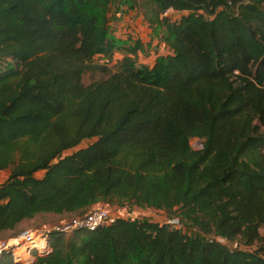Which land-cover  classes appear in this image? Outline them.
Returning <instances> with one entry per match:
<instances>
[{
  "label": "trees",
  "instance_id": "16d2710c",
  "mask_svg": "<svg viewBox=\"0 0 264 264\" xmlns=\"http://www.w3.org/2000/svg\"><path fill=\"white\" fill-rule=\"evenodd\" d=\"M112 3L0 0V241L40 213L69 220L102 201L202 235L118 215L53 229L50 251L0 264H264V0H139L172 53L85 85L116 46Z\"/></svg>",
  "mask_w": 264,
  "mask_h": 264
},
{
  "label": "rangeland",
  "instance_id": "374dc122",
  "mask_svg": "<svg viewBox=\"0 0 264 264\" xmlns=\"http://www.w3.org/2000/svg\"><path fill=\"white\" fill-rule=\"evenodd\" d=\"M127 1L128 0H113L110 11L111 31L109 38L114 40L116 46L110 55H97L89 63V67L82 77V81L85 85L105 79L111 73L120 70L122 64L127 58L135 61L137 64H147L152 66L159 55L172 53L171 48L163 40V36L165 34L164 28L154 29L153 26H150L145 17V19L139 18L138 14L136 15L138 18L132 19L131 15L127 14L128 12L126 11L127 6H129V2ZM136 2V6L140 10L138 4L139 1L136 0ZM123 11L126 12V14L123 13ZM117 14H119V16L121 15L122 18H119ZM171 17L173 19H177L180 15L179 13H173ZM128 18L132 19V21L128 20ZM95 140L96 138L86 139L80 147H86ZM192 145L194 148H202L203 146L202 141L196 139L192 140ZM72 151L73 150H70L69 152ZM6 175H8L7 172H0V183L6 179ZM94 208H107L117 216H124L134 220L148 218L164 222L165 217L173 216V214L157 212L156 210L150 208H140L139 206L132 205L131 203L119 204L118 201H114L113 203H106L102 201L99 202L97 206H94ZM180 219V227L183 231L192 236L202 235L201 231L197 228L183 222L182 217H180ZM65 221H68V217L52 213H40L32 219L24 221L18 229L19 232L16 231L18 233L15 231L5 232L1 241L10 242V247L12 246L16 252H11L14 259L30 261L32 258L27 251L28 245L20 237L21 233L25 230L33 231L35 236L34 240L37 242L40 240L41 233L44 230L64 223ZM260 233L264 236V227L260 229ZM70 235L71 234H66L65 237L68 238ZM13 236L15 237L9 238ZM217 237L221 241L223 240L220 236ZM35 242L32 243L31 246L36 250L39 249V247ZM253 248H255V246H253L252 249ZM21 250L24 252H21Z\"/></svg>",
  "mask_w": 264,
  "mask_h": 264
},
{
  "label": "built area",
  "instance_id": "2783aa9c",
  "mask_svg": "<svg viewBox=\"0 0 264 264\" xmlns=\"http://www.w3.org/2000/svg\"><path fill=\"white\" fill-rule=\"evenodd\" d=\"M173 11L174 9H169L164 13V15L171 16ZM117 218L118 216L115 213L108 210L107 208H95L89 211L84 216L71 218L70 220L64 223H61L59 225L44 230L41 233L40 240L37 242H35L34 240L35 238L34 232L30 230L23 231L20 237L28 245L27 248V251L29 252L28 254H30L31 258H34L35 249L32 248L31 244L34 242L37 243L39 249L36 250H38L41 253L50 251L51 247L49 245L48 235L46 233L50 232L53 229L65 233H71L75 229H87L90 231H94L100 227L114 223L117 220ZM164 222L170 224L173 227H179L181 225V219L178 216L165 217ZM11 248L12 246L10 247V242L0 241V258L3 255V253L6 251H11L12 253L15 252V250Z\"/></svg>",
  "mask_w": 264,
  "mask_h": 264
},
{
  "label": "crops",
  "instance_id": "0c3cea01",
  "mask_svg": "<svg viewBox=\"0 0 264 264\" xmlns=\"http://www.w3.org/2000/svg\"><path fill=\"white\" fill-rule=\"evenodd\" d=\"M139 1V0H138ZM128 2H129V0H128ZM130 7V8H129ZM140 8V7H139ZM140 10H141V8H140ZM139 9H138V7L136 6V3H134V1L130 4L129 3V6H127V9H126V11L128 12L127 14H130L131 15V17H132V19L134 18V19H136V18H138V16H136L137 14L139 15V18H143V19H145L144 17V14H143V12H141ZM121 13V12H120ZM123 13H125L126 14V12H124L123 11ZM173 13H179V15H181L182 14V12H179V11H173ZM172 13V14H173ZM110 15H111V13H110ZM118 16H119V14H117ZM124 16V15H123ZM130 17V16H129ZM119 18H122L121 17V15L119 16ZM132 19H129L128 18V20H130V21H132ZM0 172H7V171H0ZM7 174L9 175V173L7 172ZM8 175H6V178L8 177ZM5 181V180H4ZM4 181H2V182H4ZM1 182V183H2ZM94 206H97V204L96 205H93V208H94ZM23 224V223H22ZM21 224V225H22ZM20 225V226H21ZM20 228V227H19ZM6 232H11V231H6ZM16 232V231H15ZM15 236H13V237H9V238H14Z\"/></svg>",
  "mask_w": 264,
  "mask_h": 264
},
{
  "label": "bare ground",
  "instance_id": "6f19581e",
  "mask_svg": "<svg viewBox=\"0 0 264 264\" xmlns=\"http://www.w3.org/2000/svg\"><path fill=\"white\" fill-rule=\"evenodd\" d=\"M23 250H24V249H23ZM23 250H21V252H24V251H25V250H24V251H23ZM25 252H26V251H25Z\"/></svg>",
  "mask_w": 264,
  "mask_h": 264
}]
</instances>
